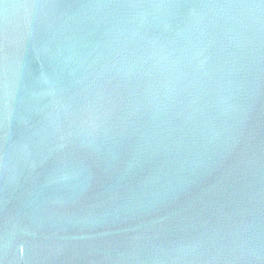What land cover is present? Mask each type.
<instances>
[{"label":"water","instance_id":"95a60500","mask_svg":"<svg viewBox=\"0 0 264 264\" xmlns=\"http://www.w3.org/2000/svg\"><path fill=\"white\" fill-rule=\"evenodd\" d=\"M0 264H264V0H0Z\"/></svg>","mask_w":264,"mask_h":264}]
</instances>
